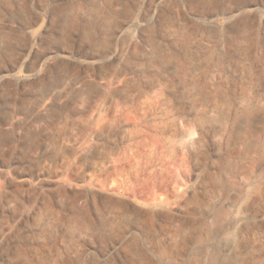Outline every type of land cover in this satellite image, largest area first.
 <instances>
[{
	"label": "rangeland",
	"instance_id": "1",
	"mask_svg": "<svg viewBox=\"0 0 264 264\" xmlns=\"http://www.w3.org/2000/svg\"><path fill=\"white\" fill-rule=\"evenodd\" d=\"M0 264H264V0H0Z\"/></svg>",
	"mask_w": 264,
	"mask_h": 264
},
{
	"label": "bare ground",
	"instance_id": "2",
	"mask_svg": "<svg viewBox=\"0 0 264 264\" xmlns=\"http://www.w3.org/2000/svg\"><path fill=\"white\" fill-rule=\"evenodd\" d=\"M5 38H6V37H5ZM5 38H4V39H5ZM31 50H32V49H31ZM33 78H34V77H33ZM40 80H41V79H40ZM38 84H40V83H38ZM54 84H55V83H54ZM37 86H38V85H37ZM39 86H40V85H39ZM59 92H60V91H59ZM59 92H58V91H54V93H52V94H53L54 97H56V96L59 94Z\"/></svg>",
	"mask_w": 264,
	"mask_h": 264
}]
</instances>
